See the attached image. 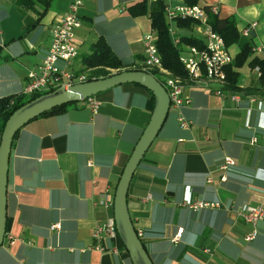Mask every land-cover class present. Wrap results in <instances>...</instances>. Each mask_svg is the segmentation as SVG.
Wrapping results in <instances>:
<instances>
[{
	"label": "crops",
	"instance_id": "crops-1",
	"mask_svg": "<svg viewBox=\"0 0 264 264\" xmlns=\"http://www.w3.org/2000/svg\"><path fill=\"white\" fill-rule=\"evenodd\" d=\"M142 1L147 11L132 14L129 7ZM70 2L24 7L17 0H0V97L23 92L28 71L47 53L52 28ZM196 2L216 4L218 18L235 21L239 40L227 46L233 59L241 42L249 40L254 48L234 67L240 100L218 95L217 84L184 80L189 103L170 107L132 176L128 212L154 264H264V220L246 240L253 226L238 215L257 206L264 194V86L249 63L255 57L264 60V0ZM150 4L83 0L74 68L96 70L86 67L83 57L100 40L125 65L106 68L110 73L138 68L142 38L154 32ZM253 22L251 37H244L242 29ZM179 31L191 35L190 27ZM150 96L144 86L123 83L94 95L96 112L83 101L73 102L20 128L9 156L0 264H132L118 232L98 241L92 233L113 217L117 183L150 120ZM179 115L192 121L187 129L179 126ZM226 157L233 164L220 169ZM199 201L219 205L189 207ZM56 223L59 229L52 228Z\"/></svg>",
	"mask_w": 264,
	"mask_h": 264
},
{
	"label": "built area",
	"instance_id": "built-area-1",
	"mask_svg": "<svg viewBox=\"0 0 264 264\" xmlns=\"http://www.w3.org/2000/svg\"><path fill=\"white\" fill-rule=\"evenodd\" d=\"M155 1L158 0H151V2ZM161 1L164 4V17L168 24V31L172 43L180 47L179 59L187 72V79L192 80L198 85H206L208 83L217 84L214 92L223 98L239 101L240 96L236 92L224 89V85L227 82L226 66L232 63L233 57L228 51L223 36L208 21L209 12L215 15L217 14V5L213 4L206 9L203 5L197 3L187 4L185 2H179L178 0ZM82 2L83 0H71L60 20L53 26L47 53L41 62L31 68L27 73V83L21 93L23 96L31 97L33 95H42L52 92L59 87L68 89L75 84L94 79L91 73L78 72L73 66V61L79 54L74 37L76 30L81 26L78 10ZM182 19L195 21L190 26V34L200 38L201 47L182 43L181 32L177 25V21ZM255 25L256 22H253L245 26L241 34L249 38ZM155 41V30L143 36L144 58L138 68L147 72L153 71L168 94L170 107L176 109L181 108L189 103V99L183 95V82L186 79L174 75L169 69L163 66ZM255 49L257 51L260 50V48ZM254 68L258 76H260V68L258 66ZM83 102L92 112H96L99 107V101L94 96L84 99ZM177 120L179 126L183 129H187L192 123L191 120L186 119L182 115H179ZM256 142L257 138L253 137L251 143L254 144ZM232 164L233 160L230 157H226L219 167L225 170ZM206 205L218 206L219 204H208L199 201L189 207L196 210L198 207ZM238 215L244 222L253 226L252 231L245 237L246 240H251L257 233L255 227L256 222L264 220V194L257 206H250L245 210L239 211ZM52 228L59 229L60 224H53ZM103 234L111 236L117 234L114 217H110L105 222L96 225L92 236L98 241ZM141 234V231L138 230L137 235L140 236ZM206 251L210 252L209 249H206Z\"/></svg>",
	"mask_w": 264,
	"mask_h": 264
},
{
	"label": "water",
	"instance_id": "water-1",
	"mask_svg": "<svg viewBox=\"0 0 264 264\" xmlns=\"http://www.w3.org/2000/svg\"><path fill=\"white\" fill-rule=\"evenodd\" d=\"M123 83H138L147 88L154 96V104L150 120L136 142L117 183L113 200V217L132 264H154L137 235L126 199L132 176L168 115L170 100L160 81L151 73L140 69L119 70L105 77L75 84L68 89L59 87L26 102L8 117L0 134V246L6 231L8 163L16 132L32 119L55 107L83 101Z\"/></svg>",
	"mask_w": 264,
	"mask_h": 264
},
{
	"label": "trees",
	"instance_id": "trees-1",
	"mask_svg": "<svg viewBox=\"0 0 264 264\" xmlns=\"http://www.w3.org/2000/svg\"><path fill=\"white\" fill-rule=\"evenodd\" d=\"M17 1L19 4L23 5L24 7H27L36 1L44 3L46 5L48 0ZM186 3L194 4L197 2L196 0H186ZM163 6L164 4L161 0L151 2L149 6V17L151 19V26L156 31L155 43L161 56L163 66L169 69L174 75L179 76L183 79H187V72L179 59L180 47L175 46L172 43L171 37L169 35L168 24L164 17ZM204 7L206 9L209 8V6L207 5H204ZM129 9L132 14L137 15L145 13L147 11V6L145 1H142L131 5ZM208 21L212 25V27L223 36L227 46L239 40V33L237 31L235 21L232 18L221 19L218 18L215 14L209 12ZM193 23H195V21L191 19H182L177 21V25L179 27L185 28H189ZM181 40L183 44L196 45L201 47V40L196 36H192L189 34L181 35ZM240 46V51L234 57L232 63L226 66L227 82L224 85V89L231 92H236L237 90H239V87L237 85L238 72L234 70V67H240L244 60H246L247 57L250 56L253 52V46L249 40H247L246 42H241ZM249 63L252 67L258 66L260 68V84L264 86V60L255 57L252 58ZM83 64L86 67L96 68V70L91 73L93 74L92 77L94 79L105 77L111 74L109 71L104 70L106 68L120 69L121 67L125 66L122 60H120L110 51L106 42H104L103 40H100L95 45H93L91 52L83 57ZM129 69L141 70V68ZM148 72L155 76V73L153 71ZM150 94L151 96L149 99V106L153 108L154 96L151 92ZM37 96L39 95H33L27 99L22 94H13L5 97H0V133L3 130L6 120L13 113V111H15L17 108H19L26 102L36 98ZM67 105L68 104H64L55 107L40 116L51 115L60 111H64ZM16 134L14 135V137L16 136Z\"/></svg>",
	"mask_w": 264,
	"mask_h": 264
},
{
	"label": "rangeland",
	"instance_id": "rangeland-1",
	"mask_svg": "<svg viewBox=\"0 0 264 264\" xmlns=\"http://www.w3.org/2000/svg\"><path fill=\"white\" fill-rule=\"evenodd\" d=\"M194 33H196V32H194ZM104 70H107V69H104ZM107 71H109V70H107ZM91 72H93V71H89V73H91ZM111 72H115V70H113V71L111 70ZM91 75H93V74H91ZM27 98H29V97L26 96V99H27Z\"/></svg>",
	"mask_w": 264,
	"mask_h": 264
}]
</instances>
